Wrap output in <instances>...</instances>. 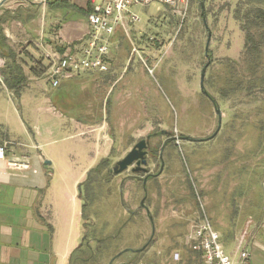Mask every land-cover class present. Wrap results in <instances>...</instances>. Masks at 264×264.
Instances as JSON below:
<instances>
[{"label":"rangeland","instance_id":"374dc122","mask_svg":"<svg viewBox=\"0 0 264 264\" xmlns=\"http://www.w3.org/2000/svg\"><path fill=\"white\" fill-rule=\"evenodd\" d=\"M238 1L189 0L186 11L158 1L133 5L131 12L140 20L111 35L109 71L65 76L56 88L45 72L36 76L31 68L46 71L51 25L71 23L83 17L82 11L73 0L54 1L20 9L29 15L26 22L14 10V21L22 23L16 26L27 34L14 35V54L0 57V120L29 146L38 143L52 162L51 193L76 192L74 199L63 198L71 220L81 227L70 264H202L186 235L203 214L234 260L243 235L249 251L244 244L250 233L244 234L242 224L259 199L255 183L261 177L264 182V95L229 92L236 72L226 60L246 68L241 62L244 34L233 17ZM86 4L90 8L89 0ZM202 11L211 32L208 56ZM209 58L203 84L222 112L220 128L210 140L179 139H206L217 129L214 104L200 88V71ZM27 88L33 97L19 99L17 91ZM19 119L26 127L20 129ZM160 130L175 137L162 151L163 135L149 141L157 152L149 155L146 168L158 173L161 151L160 175L141 184L133 178L142 174L131 167L118 175L111 172L137 141ZM98 135L111 148L105 162ZM139 200L144 208L137 210ZM124 249L130 250L113 260ZM263 257L255 249L248 264H263Z\"/></svg>","mask_w":264,"mask_h":264},{"label":"crops","instance_id":"0c3cea01","mask_svg":"<svg viewBox=\"0 0 264 264\" xmlns=\"http://www.w3.org/2000/svg\"><path fill=\"white\" fill-rule=\"evenodd\" d=\"M54 1L60 0H49L48 4ZM73 1L82 11L83 17L71 23L54 22L50 28L53 32L48 40L49 49L53 48L61 52L65 48L76 47L84 42L90 27L86 18L88 5L86 0ZM30 6L34 5H18L15 0H8L0 6V57L14 54L11 51L14 35L17 36L20 33V38H22L27 34L22 28L19 29L16 26L22 23L14 21L16 17L14 10L26 11ZM21 10L17 12L18 16L25 18L27 22L29 15ZM65 76L70 75H64L61 78ZM62 81L60 79V85ZM28 89L25 93H18V98L24 95L33 97L31 88L30 91ZM16 107L18 109V106ZM16 123L20 129L26 127L23 120L19 119ZM96 142L100 158L105 162L111 149L107 138L98 135ZM0 146H5L7 156L25 155L30 160L28 170L10 169L4 164L0 167V264H70L77 248L76 242L81 236V227L79 221L71 220L63 198L74 199L76 192L63 191L58 196L61 199L50 192L53 181L51 182L49 167L52 162L42 155L38 143L32 142L29 146L5 120H0ZM23 146L27 148L25 152H22ZM46 160L50 161V164H45ZM95 160L93 157L90 162ZM261 180L262 177L259 182L255 183L258 185V190L254 197L258 193L259 199L257 201L254 199L255 204L250 205L252 209L245 213L246 219L242 224L244 234L250 233V237H247L244 244L249 248L250 256L253 255L255 249L261 250L264 255V182ZM76 182L77 179L73 185ZM244 185L247 186V184ZM246 190L247 187H245ZM254 208L256 217L252 214ZM77 214L79 215L78 212ZM247 218L251 219V222ZM248 222L250 226L247 228ZM224 242H221L223 248Z\"/></svg>","mask_w":264,"mask_h":264},{"label":"built area","instance_id":"2783aa9c","mask_svg":"<svg viewBox=\"0 0 264 264\" xmlns=\"http://www.w3.org/2000/svg\"><path fill=\"white\" fill-rule=\"evenodd\" d=\"M8 0H0L2 6ZM18 5L46 6L49 0H15ZM158 1L168 7H183L186 11L189 0H89L90 8L86 12L89 30L84 42L79 46L65 48L63 51L49 49L45 54L47 59L46 76L50 85L56 88L64 75L76 73L109 71L108 61L110 55V37L121 26L123 31L128 29L131 22L140 20L138 14L131 12L133 5H147ZM0 59V67L3 66ZM16 170L30 169L28 156H7L5 146H0V167ZM187 242L195 252H199L202 264H248L250 252L243 246L244 235L241 238L236 253L238 259L234 260L227 254L220 242L219 233L213 228L207 216H200L198 223L186 235ZM178 260V255L174 254Z\"/></svg>","mask_w":264,"mask_h":264},{"label":"trees","instance_id":"16d2710c","mask_svg":"<svg viewBox=\"0 0 264 264\" xmlns=\"http://www.w3.org/2000/svg\"><path fill=\"white\" fill-rule=\"evenodd\" d=\"M233 17L244 34L241 62L246 68H238L240 61L226 60V65L236 72L231 75L229 92L243 90L264 95V0L238 1ZM31 71L36 76H41L45 69L40 71L34 67Z\"/></svg>","mask_w":264,"mask_h":264},{"label":"water","instance_id":"95a60500","mask_svg":"<svg viewBox=\"0 0 264 264\" xmlns=\"http://www.w3.org/2000/svg\"><path fill=\"white\" fill-rule=\"evenodd\" d=\"M201 6L203 8V3H201ZM202 21L203 24L205 26V28L208 29V24H207V17L206 15L203 13L202 11ZM210 44H211V32L208 29L207 31V38H206V42H205V49H204V53L205 56L209 55V49H210ZM211 59L209 58L208 61L206 62V64L201 68L200 71V88L201 91L203 92V94H205L212 102V104H214V109L218 118V126L217 129L215 130V132L209 136L206 139H189L188 137H179V139H185V140H190V141H205V140H210L212 138L215 137V135L217 134L219 128H220V122H221V116H222V112L221 110L216 106V102L215 100H213L209 94L207 93V91L204 89V77H205V73H206V69L208 67V65L210 64ZM159 134L161 135H165V134H169L168 131L166 130H161L159 132ZM156 135V134H153ZM151 135L146 136L145 138L140 139L139 141H137L133 147L125 154L124 157H122L120 160H118L112 167L111 172L114 175H118L123 173L124 171H126L129 167L131 168V171L133 173H147L148 169L146 168L147 165V150H148V140L150 138ZM171 139H175V137L171 138ZM169 140L164 142V145H166V143ZM163 145V146H164ZM45 164H50V161L46 160ZM163 167V163H161V168ZM145 182V179H144ZM142 206L143 203H140ZM139 207H137L136 209H138ZM145 248V246H143L140 249L137 250H133L135 252H140ZM130 249H124L121 252H119L116 256H120L121 254H123L124 252L128 251ZM111 264V263H110Z\"/></svg>","mask_w":264,"mask_h":264},{"label":"flooded vegetation","instance_id":"af4514ba","mask_svg":"<svg viewBox=\"0 0 264 264\" xmlns=\"http://www.w3.org/2000/svg\"><path fill=\"white\" fill-rule=\"evenodd\" d=\"M206 96V95H205ZM161 131V130H160ZM159 131V132H160ZM159 132H153V133H151V134H148V135H151L150 136V138H149V140H148V150H147V157H149V155H156V150H151V147H150V145H149V141H150V139L151 138H153V137H156L157 136V134L159 133ZM153 134H156V135H153ZM147 135V136H148ZM165 138H164V140H163V143H162V145H161V148H160V150L162 151V150H164L168 145H170V143L171 142H173L174 141V139H171V138H173V136H171L170 135V133L169 134H165V135H163ZM146 137V136H145ZM167 140H169L167 143H166V145H164V142L165 141H167ZM164 145V146H163ZM161 151H159V155H158V158L160 159V161H161V163H162V156H161ZM154 153V154H153ZM132 168V167H131ZM162 170H163V167L161 168H159V170H158V173L157 174H152V173H150L149 172V170L147 171V173H139V174H142V175H135V178H133V179H135V180H137V181H140L141 182V184H144L146 181H148L150 178H152V177H156V176H158V175H160V173L162 172ZM136 174H138V173H136ZM144 179H145V182H144ZM143 203V205L142 206H140L141 204L140 203ZM137 207H139V209H142V208H144V200H139V203H138V206ZM139 209H137V210H139ZM134 212H136L135 210H133V211H131V213L133 214ZM119 257H121V255L120 256H115L114 258H113V260H115V259H117V258H119Z\"/></svg>","mask_w":264,"mask_h":264}]
</instances>
